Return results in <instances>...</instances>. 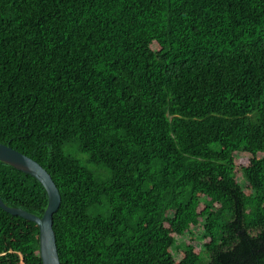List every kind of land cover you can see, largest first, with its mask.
<instances>
[{"label":"trees","instance_id":"trees-1","mask_svg":"<svg viewBox=\"0 0 264 264\" xmlns=\"http://www.w3.org/2000/svg\"><path fill=\"white\" fill-rule=\"evenodd\" d=\"M0 143L61 264H264V0H0ZM0 264H43L1 207Z\"/></svg>","mask_w":264,"mask_h":264},{"label":"water","instance_id":"water-1","mask_svg":"<svg viewBox=\"0 0 264 264\" xmlns=\"http://www.w3.org/2000/svg\"><path fill=\"white\" fill-rule=\"evenodd\" d=\"M0 161L36 178L44 186V190L48 194V205L43 217H38L19 208L8 207L1 197L0 207L11 215L19 216L36 223L40 229V255L42 263L61 264L56 235L53 229V217L60 208L62 197L52 176L35 160L2 143H0Z\"/></svg>","mask_w":264,"mask_h":264},{"label":"rangeland","instance_id":"rangeland-1","mask_svg":"<svg viewBox=\"0 0 264 264\" xmlns=\"http://www.w3.org/2000/svg\"><path fill=\"white\" fill-rule=\"evenodd\" d=\"M239 156H245V155H243V154H239ZM199 233H201L200 230H198V229L195 230V231H194V236H195V237L198 236ZM192 238H193L192 235H186V236H183L182 238L177 239V243H176V244H177V245H181V244H183L184 242L191 241ZM194 245L197 246V247H200V248H201V246L203 245V242H202V241H199L198 239H194ZM174 254H175L176 258H179V257H180V252H179V250L174 251Z\"/></svg>","mask_w":264,"mask_h":264}]
</instances>
